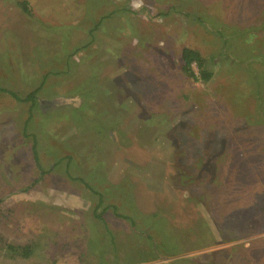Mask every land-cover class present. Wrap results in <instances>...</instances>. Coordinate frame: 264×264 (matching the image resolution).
<instances>
[{
  "label": "rangeland",
  "instance_id": "1",
  "mask_svg": "<svg viewBox=\"0 0 264 264\" xmlns=\"http://www.w3.org/2000/svg\"><path fill=\"white\" fill-rule=\"evenodd\" d=\"M256 250L264 0H0V264H264Z\"/></svg>",
  "mask_w": 264,
  "mask_h": 264
},
{
  "label": "trees",
  "instance_id": "2",
  "mask_svg": "<svg viewBox=\"0 0 264 264\" xmlns=\"http://www.w3.org/2000/svg\"><path fill=\"white\" fill-rule=\"evenodd\" d=\"M181 63H182L181 67L184 73L187 74L190 78L194 79L195 81L208 82L213 78V74L204 69L203 59L201 58L200 54L195 50L183 49L181 53ZM194 64L200 70L199 76H196L193 72L192 66ZM34 97H35L34 94L30 95L27 98V101L33 100ZM11 247L13 246H10V249H13ZM31 250L32 248L30 246H25L20 249V254L25 258H29L32 253ZM254 255L257 261L264 258V252H261V250L254 251Z\"/></svg>",
  "mask_w": 264,
  "mask_h": 264
}]
</instances>
